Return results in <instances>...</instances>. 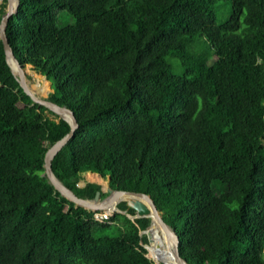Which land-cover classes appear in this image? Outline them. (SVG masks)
<instances>
[{
    "label": "trees",
    "instance_id": "1",
    "mask_svg": "<svg viewBox=\"0 0 264 264\" xmlns=\"http://www.w3.org/2000/svg\"><path fill=\"white\" fill-rule=\"evenodd\" d=\"M7 36L75 111L52 161L66 186L149 194L190 264H264V0H20ZM70 129L24 92L0 39V264H155L149 217L121 200L97 220L49 182L46 152ZM87 173L109 189L80 186Z\"/></svg>",
    "mask_w": 264,
    "mask_h": 264
},
{
    "label": "water",
    "instance_id": "2",
    "mask_svg": "<svg viewBox=\"0 0 264 264\" xmlns=\"http://www.w3.org/2000/svg\"><path fill=\"white\" fill-rule=\"evenodd\" d=\"M19 1L20 0H7L6 12L0 22V39L4 45L7 62L24 92L31 97L33 102L43 105L48 110L58 114L60 117L68 121L71 126L70 131L54 143L46 152L44 165L45 175L47 176L49 182L63 197L75 203L76 206H80L91 211L111 210L115 212L117 211L118 202L126 200L128 207L135 210V214L129 215V218L136 219L149 217L151 219L149 227L141 232L147 236V257H149L148 255L151 249L154 248L160 250V260L149 257L155 262H161V264H190L189 261L183 258L181 254L180 237L176 229L166 223L160 207L155 203L149 194L116 190L111 192L105 199H101V191H98L93 199L83 198L78 196L55 175L52 169V161L62 147H64V145H66V143L73 137L79 123L74 109L68 106H61L53 101H50L48 98L38 96L31 90L27 82L26 68L23 67L21 61L15 55L7 36L8 23L10 18L17 12ZM102 191L106 190L102 188ZM166 234L170 237L174 246L175 256L173 262L169 261L171 252L165 243Z\"/></svg>",
    "mask_w": 264,
    "mask_h": 264
},
{
    "label": "rangeland",
    "instance_id": "3",
    "mask_svg": "<svg viewBox=\"0 0 264 264\" xmlns=\"http://www.w3.org/2000/svg\"><path fill=\"white\" fill-rule=\"evenodd\" d=\"M3 2H4V0H0V9L2 7ZM222 15H223L222 13L219 14V19H218L219 23L223 22L227 17V16H222ZM209 55L210 54H206V55H203L201 57H198V60L201 61L204 58L208 57ZM26 73H27V82H28L31 90L35 94H37L38 96H40L42 98H48L49 93L52 90L50 82L47 81L45 78H43L41 75L32 71L30 69V66L26 67ZM12 102L15 105H20L19 98L17 96H13ZM47 114L51 117H54L53 114L49 113V111H47ZM38 116L41 118V117H43V114L40 113ZM99 181L103 184V188L107 191L109 189L108 181L107 180H101V179H99ZM83 183H84V181H81L79 185L81 186V184H83ZM100 211H111V210H100ZM119 234H120V231L117 228V226H112L110 228L101 229L99 231H96V233H95L96 236H103V235L118 236ZM148 256L150 258H154L153 256L150 255V252H149ZM156 260H160V259H156ZM154 263L155 264H161V262H155V261H154Z\"/></svg>",
    "mask_w": 264,
    "mask_h": 264
},
{
    "label": "built area",
    "instance_id": "4",
    "mask_svg": "<svg viewBox=\"0 0 264 264\" xmlns=\"http://www.w3.org/2000/svg\"><path fill=\"white\" fill-rule=\"evenodd\" d=\"M113 213V211H95L94 217L100 221H108Z\"/></svg>",
    "mask_w": 264,
    "mask_h": 264
},
{
    "label": "bare ground",
    "instance_id": "5",
    "mask_svg": "<svg viewBox=\"0 0 264 264\" xmlns=\"http://www.w3.org/2000/svg\"><path fill=\"white\" fill-rule=\"evenodd\" d=\"M88 175H89V174H88ZM84 184H85V183H84ZM81 185H82V184H81ZM165 239H166L165 243H166V245L168 246V248H169V250H170V252H171V255H170L169 261L173 262V261H174V256H175V251H174V249H173V247H172V245H171L170 237H169L167 234L165 235Z\"/></svg>",
    "mask_w": 264,
    "mask_h": 264
},
{
    "label": "crops",
    "instance_id": "6",
    "mask_svg": "<svg viewBox=\"0 0 264 264\" xmlns=\"http://www.w3.org/2000/svg\"><path fill=\"white\" fill-rule=\"evenodd\" d=\"M89 174V175H88ZM94 177V178H93ZM99 179H101V180H103L101 177H99L97 174H93V173H87L86 174V180H83L84 181V183H86V181L88 180V181H98V182H100L99 181ZM82 184L81 186H83V185H85V184ZM101 183V182H100ZM103 185V184H102Z\"/></svg>",
    "mask_w": 264,
    "mask_h": 264
}]
</instances>
